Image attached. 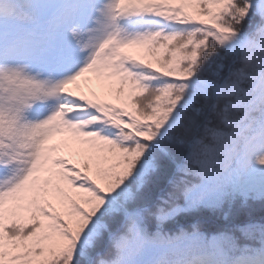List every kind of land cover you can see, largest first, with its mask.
Instances as JSON below:
<instances>
[{
	"label": "snow or ice",
	"instance_id": "1",
	"mask_svg": "<svg viewBox=\"0 0 264 264\" xmlns=\"http://www.w3.org/2000/svg\"><path fill=\"white\" fill-rule=\"evenodd\" d=\"M20 5L22 30L49 40L0 33V264H82L100 214L127 213L157 157L175 163L185 150L174 183L185 198L189 181L264 167V0ZM70 45L78 56L62 54ZM49 99L50 112L25 117Z\"/></svg>",
	"mask_w": 264,
	"mask_h": 264
},
{
	"label": "trees",
	"instance_id": "2",
	"mask_svg": "<svg viewBox=\"0 0 264 264\" xmlns=\"http://www.w3.org/2000/svg\"><path fill=\"white\" fill-rule=\"evenodd\" d=\"M7 25L22 40L40 41L39 46L49 40L44 34L23 31L20 17L8 19ZM245 31H251V25L246 24ZM25 117L33 119L31 108L26 109ZM184 155L185 150H179L175 163L166 157H157L155 170L143 180L144 203L131 209L132 202L125 203L127 212L133 213L132 220L126 221L124 212L100 214L97 219L100 228L92 236L82 264L102 261L112 264L118 257L120 264H190L197 256L211 255L213 237L218 238L228 264H238L246 256L264 250V211L253 215L251 209L258 202L253 196L244 199L232 180L233 171L240 169L235 165L226 183L189 181L186 186L192 191L185 198L182 191L174 188L180 177L177 165L183 163ZM166 165L170 167L169 173L158 181L167 171ZM176 205L180 210L173 212Z\"/></svg>",
	"mask_w": 264,
	"mask_h": 264
},
{
	"label": "rangeland",
	"instance_id": "3",
	"mask_svg": "<svg viewBox=\"0 0 264 264\" xmlns=\"http://www.w3.org/2000/svg\"><path fill=\"white\" fill-rule=\"evenodd\" d=\"M20 0H0V33H3L5 36V39L11 40L13 42H20L16 37L11 36L9 33V30L7 29V25H5L4 23V19H6L9 14H11L10 17L16 15V14H20ZM6 17V18H4ZM22 43V42H20ZM25 44V43H23ZM33 46V45H31ZM34 47V46H33ZM65 55V54H64ZM79 54H76V56H78ZM75 56V57H76ZM56 79H59V76L56 77ZM57 101L56 99H49V100H45V101H39L36 103V108L40 107L41 105L45 106L49 111H51L55 105H56ZM33 114L35 112V108L33 106ZM43 117H41L42 119ZM58 140V138H57ZM56 140L53 141V143H55ZM166 161V160H165ZM158 162V160L156 159L154 161V165ZM239 166H241L242 169V173L240 171H236L238 172V174L236 175V179H237V185L240 187V192L241 195L243 196L244 199H248L249 197L253 196L258 202V204L256 206L252 207V214L253 215H259V213L264 211V195H258V194H262L264 193V167H260L258 165H256L254 162H240L238 163ZM167 167V171L160 175L157 180L159 181V179L163 176H167V174L169 173L170 167L168 165H166ZM155 170V168L153 167L152 169H149L148 171H146L143 174L142 177V182H138L137 184H133L132 188L130 189V191L132 192V198L130 200H128L127 202H132V205L130 207L131 208H135L137 207L136 205L138 204L141 205L144 203V201H142V187H143V179L145 177H147V175L150 172H153ZM157 183V181H156ZM135 185H137V189L134 191V187ZM140 195V199H138L137 197ZM143 197L145 199H149L148 197L146 198L145 195H143ZM260 201H262L260 203ZM110 208V204L108 206L105 207L104 211L101 214L104 215H111L112 211H109L108 209ZM212 248L215 251L214 255H213V262L210 264H226L223 260V254L221 253L217 241L214 240L212 243ZM264 258V255H259L257 257H255L252 261H244L245 264H255L260 262V260L262 261ZM204 259H198L197 262H204ZM255 262V263H254ZM261 264H264L263 261Z\"/></svg>",
	"mask_w": 264,
	"mask_h": 264
},
{
	"label": "clouds",
	"instance_id": "4",
	"mask_svg": "<svg viewBox=\"0 0 264 264\" xmlns=\"http://www.w3.org/2000/svg\"><path fill=\"white\" fill-rule=\"evenodd\" d=\"M221 53H223V55L222 54L221 55L225 58H228L229 56L231 57V61L233 62L234 68H238L241 65L245 64L244 54L239 50H237V52L234 54L229 53L226 50H222ZM256 64H257V62L254 60V61L248 62L247 67H249L252 70H256Z\"/></svg>",
	"mask_w": 264,
	"mask_h": 264
}]
</instances>
